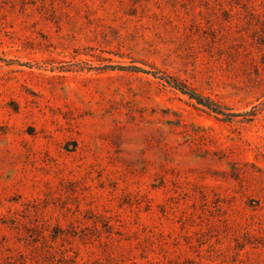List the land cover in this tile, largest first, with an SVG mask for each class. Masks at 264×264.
<instances>
[{"label": "rangeland", "instance_id": "374dc122", "mask_svg": "<svg viewBox=\"0 0 264 264\" xmlns=\"http://www.w3.org/2000/svg\"><path fill=\"white\" fill-rule=\"evenodd\" d=\"M0 264H264V0H0Z\"/></svg>", "mask_w": 264, "mask_h": 264}, {"label": "trees", "instance_id": "16d2710c", "mask_svg": "<svg viewBox=\"0 0 264 264\" xmlns=\"http://www.w3.org/2000/svg\"><path fill=\"white\" fill-rule=\"evenodd\" d=\"M177 87L180 89V90H184L185 92V89H183V87H181L180 85L177 84ZM192 96H196L195 94H191Z\"/></svg>", "mask_w": 264, "mask_h": 264}]
</instances>
